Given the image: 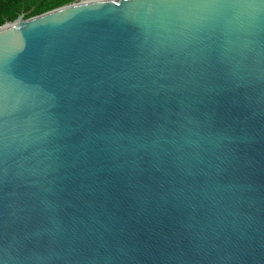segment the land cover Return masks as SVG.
I'll use <instances>...</instances> for the list:
<instances>
[{
  "label": "water",
  "instance_id": "95a60500",
  "mask_svg": "<svg viewBox=\"0 0 264 264\" xmlns=\"http://www.w3.org/2000/svg\"><path fill=\"white\" fill-rule=\"evenodd\" d=\"M0 264H264V0L3 24Z\"/></svg>",
  "mask_w": 264,
  "mask_h": 264
},
{
  "label": "trees",
  "instance_id": "16d2710c",
  "mask_svg": "<svg viewBox=\"0 0 264 264\" xmlns=\"http://www.w3.org/2000/svg\"><path fill=\"white\" fill-rule=\"evenodd\" d=\"M77 1L80 0H0V27L22 14L29 18Z\"/></svg>",
  "mask_w": 264,
  "mask_h": 264
},
{
  "label": "rangeland",
  "instance_id": "374dc122",
  "mask_svg": "<svg viewBox=\"0 0 264 264\" xmlns=\"http://www.w3.org/2000/svg\"><path fill=\"white\" fill-rule=\"evenodd\" d=\"M80 1H83V0H80ZM77 2H79V1H77Z\"/></svg>",
  "mask_w": 264,
  "mask_h": 264
}]
</instances>
